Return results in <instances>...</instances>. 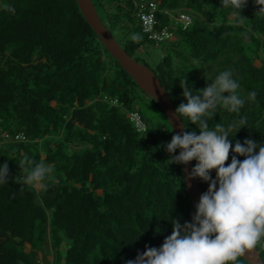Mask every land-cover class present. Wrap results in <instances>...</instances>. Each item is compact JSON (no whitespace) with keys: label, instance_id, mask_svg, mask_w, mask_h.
<instances>
[{"label":"trees","instance_id":"1","mask_svg":"<svg viewBox=\"0 0 264 264\" xmlns=\"http://www.w3.org/2000/svg\"><path fill=\"white\" fill-rule=\"evenodd\" d=\"M144 1L157 5L160 27L168 26L174 40L142 33L141 0H92L131 57L145 44L161 49L154 68L134 59L155 73L175 110L187 103L181 81L195 94L232 70L245 104L239 113L218 105L209 126L245 118L244 128L230 133L233 146L249 138L264 145V0H247L244 18L222 0ZM166 12H185L191 21L176 28ZM253 91L255 100H248ZM139 104L159 117L154 121ZM134 112L144 131L130 121ZM181 122L199 134L187 118ZM171 131L76 0H0V166L9 167L0 183V264H127L146 246L159 248L172 233L171 220L191 222L195 213L182 166L171 164L164 147ZM18 133L25 140L16 141ZM25 155L53 165L54 179L42 187L14 179L25 175L18 166ZM197 180L206 192L208 184ZM256 248L264 263L261 243ZM235 264L249 263L241 256Z\"/></svg>","mask_w":264,"mask_h":264},{"label":"clouds","instance_id":"2","mask_svg":"<svg viewBox=\"0 0 264 264\" xmlns=\"http://www.w3.org/2000/svg\"><path fill=\"white\" fill-rule=\"evenodd\" d=\"M246 3L247 0H222L223 5L230 4L236 10L234 14L241 17ZM259 12H264V7ZM131 39L140 37L133 34ZM180 87L187 103L176 108L175 117L181 121L187 118L199 128V134H173L164 147L171 164L187 165L195 160L189 179H199L208 188L201 194L191 222L171 220L172 233L163 244L159 248L146 246L142 254L127 264H235L264 240V145L249 138L243 143L236 141L233 146L230 133L244 128L245 118L233 120L227 127L222 123H216L214 128L209 126L218 105L239 113L245 104L232 70L220 72L195 94L186 79ZM255 98L254 91L248 93V100ZM171 129L169 133L173 132L172 126ZM230 152L231 163H227ZM18 166L25 175L14 179L23 184L42 187L44 181L54 179V166L44 161L36 162L25 155ZM8 179L9 167L5 162L0 166V183Z\"/></svg>","mask_w":264,"mask_h":264},{"label":"water","instance_id":"3","mask_svg":"<svg viewBox=\"0 0 264 264\" xmlns=\"http://www.w3.org/2000/svg\"><path fill=\"white\" fill-rule=\"evenodd\" d=\"M79 10L86 22L98 36L106 51L114 58L121 68L133 79L139 88L149 95L160 106L173 133L185 131L181 120L175 117V109L166 90L161 86L155 73L144 63L132 58L113 37L112 33L106 28L100 19L92 0H76ZM183 176L190 201L195 209L199 202L201 191L197 179H189L193 166L192 161L187 165H181ZM249 264H264L262 258L255 248L251 253L242 256Z\"/></svg>","mask_w":264,"mask_h":264},{"label":"built area","instance_id":"4","mask_svg":"<svg viewBox=\"0 0 264 264\" xmlns=\"http://www.w3.org/2000/svg\"><path fill=\"white\" fill-rule=\"evenodd\" d=\"M157 12L158 7L154 2L141 0L139 4V17L141 21L142 33L151 40L163 41L172 39L173 34L169 30L168 26L160 27V22L156 18ZM166 14H168L172 19L173 24L171 23V25H177V27L182 25V28H186L191 21L190 17L185 12L179 13L177 17L168 12H166ZM113 103H116V100H113ZM129 119L133 122L138 131H144L146 129V125L141 120L138 113H129ZM14 139L16 141H23L25 140V137L23 134L18 133L15 135ZM261 246L264 248V240H262Z\"/></svg>","mask_w":264,"mask_h":264},{"label":"rangeland","instance_id":"5","mask_svg":"<svg viewBox=\"0 0 264 264\" xmlns=\"http://www.w3.org/2000/svg\"><path fill=\"white\" fill-rule=\"evenodd\" d=\"M173 24V22H172ZM177 28V25H174ZM114 35L118 38L121 39V37L123 36L120 30H117L114 32ZM174 40V38L172 39ZM162 56V51L159 47L157 46H153L150 44H145L143 45L141 48H139L138 50L133 52V56L132 58H136L139 59L140 61H143L146 63L147 66H149L150 68H154L155 65L157 64V62L159 61V59ZM141 106V109L143 111H145L148 115H150L151 117H153V120L155 121L156 118H158V114L159 111L155 108H151L149 111L144 109V106L142 104H139ZM51 258H48V261H50ZM41 263V262H40Z\"/></svg>","mask_w":264,"mask_h":264}]
</instances>
